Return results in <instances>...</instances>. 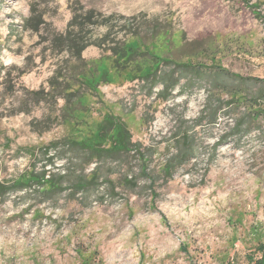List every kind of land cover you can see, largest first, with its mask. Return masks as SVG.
<instances>
[{"label": "rangeland", "instance_id": "obj_1", "mask_svg": "<svg viewBox=\"0 0 264 264\" xmlns=\"http://www.w3.org/2000/svg\"><path fill=\"white\" fill-rule=\"evenodd\" d=\"M71 1L0 0V264H251L264 241V119L242 124L244 107L217 95L223 80L214 83L209 68L215 58L264 79V0H79L119 23L139 22L158 58L202 63L206 73L163 64L145 81L90 46L83 58L97 70L93 90L85 111L65 122L57 119L64 102L51 95L22 104L30 91L50 93V79L76 61L50 43L66 30ZM37 16L39 30L26 29ZM106 114L125 120L135 148L88 163L64 139L102 141ZM43 172L60 186L47 191Z\"/></svg>", "mask_w": 264, "mask_h": 264}, {"label": "trees", "instance_id": "obj_2", "mask_svg": "<svg viewBox=\"0 0 264 264\" xmlns=\"http://www.w3.org/2000/svg\"><path fill=\"white\" fill-rule=\"evenodd\" d=\"M69 6L72 17L66 30L63 33L53 35L50 43L53 50L67 52L76 61L72 65L67 64L63 72H61V69L50 79V93H44L43 91L28 92V98L23 102L22 107H27L32 99L39 102L48 100V96L51 95L55 106L59 104L60 100L64 102L61 107V114L57 115V119L61 118L65 122L74 121L76 118H74L73 112L85 111L86 109L82 99L93 90V82L90 79L92 78L91 75L97 73V70L83 58V52L90 46L99 47L109 53L112 65L116 70H134L136 74L139 73L137 78L145 81H156L159 78V68L163 64L186 67L190 72L197 73L199 76L200 73H206L202 70L206 68L202 63L195 65L173 61L169 57L161 59L154 52L146 49L148 43L145 42L141 34L142 26L139 22L137 24L131 21L119 23L118 20H114L115 16H106L94 8H86L79 0L71 1ZM43 24L44 20L42 17L37 16L34 20H24L23 25L26 29L38 31ZM101 26H106L108 30L101 35L96 34L95 28ZM120 33H123L121 37H119ZM166 33L168 35L171 34L169 30ZM161 34H165V32H157V35ZM184 35L183 33L181 36L182 41L186 39ZM172 38L173 35L171 36ZM130 39H133L135 44ZM1 45L2 43L0 42V49ZM211 61L212 64L209 70L212 74L209 75L214 83H219L216 88L214 87L217 90V95H225L227 97V100H225L227 105L244 107L241 114L242 124L250 126L261 122L264 119V79L243 77L226 69L215 58H211ZM152 63L156 65V68H151L150 65ZM144 65H148V70L145 73H143ZM19 70L21 71V69ZM8 75L7 77L5 76L4 83L9 82ZM160 77L162 78L163 76ZM169 77L167 76L165 80H162V83L165 84ZM219 79L223 81L218 82ZM175 85H177L176 82L172 86L174 87ZM166 87L167 85L165 84ZM53 121L51 116L48 122L53 123ZM98 133L102 140L100 142L78 140L66 136L64 144L71 148L85 151L87 153L86 157L89 159L88 163H91L94 159H100L106 154L129 153L135 148L136 144L133 142L132 134L125 120L119 115L106 114L98 125ZM53 144L57 147L59 141ZM179 159L180 155L177 154L172 158V160H175L174 163H169L165 167L171 170ZM41 179L43 181L42 186L49 184L47 191H53L61 184L54 174H48V172H43ZM79 184L83 185L86 183L84 180L77 179L74 185L79 186ZM2 193V185L0 183V197ZM257 253L261 255L258 257ZM248 259L251 264H264V242L261 239L258 240L255 253L250 254Z\"/></svg>", "mask_w": 264, "mask_h": 264}, {"label": "crops", "instance_id": "obj_3", "mask_svg": "<svg viewBox=\"0 0 264 264\" xmlns=\"http://www.w3.org/2000/svg\"><path fill=\"white\" fill-rule=\"evenodd\" d=\"M262 242H264V241H262ZM255 249H256V247H255ZM255 253V250H254V252L253 253H251V254H254ZM258 257L261 255L260 253H257L256 254ZM249 257V256H248Z\"/></svg>", "mask_w": 264, "mask_h": 264}]
</instances>
